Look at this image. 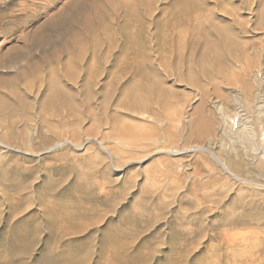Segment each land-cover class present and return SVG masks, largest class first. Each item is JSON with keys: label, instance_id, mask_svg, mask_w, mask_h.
<instances>
[{"label": "rangeland", "instance_id": "rangeland-1", "mask_svg": "<svg viewBox=\"0 0 264 264\" xmlns=\"http://www.w3.org/2000/svg\"><path fill=\"white\" fill-rule=\"evenodd\" d=\"M259 77L264 0H0V264H264Z\"/></svg>", "mask_w": 264, "mask_h": 264}, {"label": "bare ground", "instance_id": "bare-ground-1", "mask_svg": "<svg viewBox=\"0 0 264 264\" xmlns=\"http://www.w3.org/2000/svg\"><path fill=\"white\" fill-rule=\"evenodd\" d=\"M256 78V77H255ZM254 78V79H255ZM257 82V81H256ZM263 82H264V80H263V78L260 80V77H259V80H258V83H259V85H263ZM262 89V88H261ZM259 97V96H258ZM247 100V99H246ZM251 101H253V100H251ZM251 101H246V102H248L249 104H250V102ZM254 102L256 103V100H254ZM257 102H260V101H257ZM255 104H253L252 106H254ZM258 105V104H257ZM256 105V106H257ZM261 106V105H260ZM251 107V106H250ZM262 107V106H261ZM257 108H258V106H257ZM239 118V117H238ZM226 119H227V117H226ZM236 120V119H235ZM234 120V121H235ZM239 120V119H238ZM238 120H237V122L235 123V124H237V127H238V131H235V132H237V134L238 135H240L241 137H243L244 139H246V140H248V142L250 143V144H253L254 142H255V140H256V132L254 131V129L252 128V126L250 127V123H248V122H245L244 120L242 121L241 120V124H239L238 123ZM250 120V119H249ZM259 120V119H258ZM227 122H228V120H226ZM249 122H251V121H249ZM225 123V122H224ZM230 123L228 122V124L227 125H229ZM249 124V125H248ZM260 125V124H259ZM221 126V125H220ZM205 128V127H204ZM211 129V128H210ZM236 130V129H235ZM213 133V132H212ZM0 143H2V144H4V142H3V139L0 137ZM60 144V143H59ZM62 144V143H61ZM254 145V144H253ZM252 145V146H253ZM255 146V145H254ZM202 148V147H201ZM255 151V150H254ZM252 153V152H251ZM256 153V152H255ZM256 155V154H255ZM232 175H233V173H232ZM234 176V175H233ZM236 176V175H235ZM237 177V176H236ZM243 181V180H242Z\"/></svg>", "mask_w": 264, "mask_h": 264}]
</instances>
